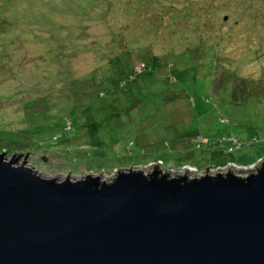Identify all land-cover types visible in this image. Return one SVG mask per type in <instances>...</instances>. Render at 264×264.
<instances>
[{"label": "rangeland", "instance_id": "1", "mask_svg": "<svg viewBox=\"0 0 264 264\" xmlns=\"http://www.w3.org/2000/svg\"><path fill=\"white\" fill-rule=\"evenodd\" d=\"M3 153L45 178L244 174L264 158V0H0Z\"/></svg>", "mask_w": 264, "mask_h": 264}, {"label": "water", "instance_id": "2", "mask_svg": "<svg viewBox=\"0 0 264 264\" xmlns=\"http://www.w3.org/2000/svg\"><path fill=\"white\" fill-rule=\"evenodd\" d=\"M0 155V264H264V158L45 178Z\"/></svg>", "mask_w": 264, "mask_h": 264}, {"label": "trees", "instance_id": "3", "mask_svg": "<svg viewBox=\"0 0 264 264\" xmlns=\"http://www.w3.org/2000/svg\"><path fill=\"white\" fill-rule=\"evenodd\" d=\"M224 23H225V21H224ZM257 159H259V158H257Z\"/></svg>", "mask_w": 264, "mask_h": 264}]
</instances>
